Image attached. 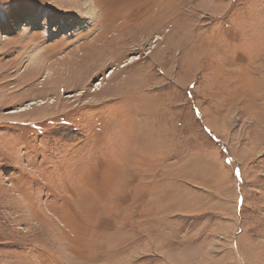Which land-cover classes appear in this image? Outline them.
Here are the masks:
<instances>
[{
  "label": "rangeland",
  "instance_id": "374dc122",
  "mask_svg": "<svg viewBox=\"0 0 264 264\" xmlns=\"http://www.w3.org/2000/svg\"><path fill=\"white\" fill-rule=\"evenodd\" d=\"M0 264H264V0H0Z\"/></svg>",
  "mask_w": 264,
  "mask_h": 264
},
{
  "label": "bare ground",
  "instance_id": "6f19581e",
  "mask_svg": "<svg viewBox=\"0 0 264 264\" xmlns=\"http://www.w3.org/2000/svg\"><path fill=\"white\" fill-rule=\"evenodd\" d=\"M34 57H33V59H32V57H29V66H30V68H31V63H33V61H34ZM40 62V61H39ZM131 62V61H130ZM35 63V62H34ZM37 63H38V61H37ZM32 66H33V64H32ZM37 66V65H36ZM39 67V66H38ZM34 68V67H33ZM41 71V70H40ZM111 77V76H110ZM100 83H98V85H99ZM44 102L42 101V102H40V104H43ZM31 104H33L32 102L30 103V105ZM30 107V106H29ZM29 107H24V108H20V109H18V110H15V111H13V112H19V111H23V110H26L27 108H29ZM12 112V113H13Z\"/></svg>",
  "mask_w": 264,
  "mask_h": 264
}]
</instances>
